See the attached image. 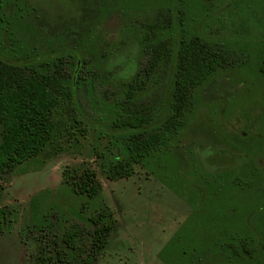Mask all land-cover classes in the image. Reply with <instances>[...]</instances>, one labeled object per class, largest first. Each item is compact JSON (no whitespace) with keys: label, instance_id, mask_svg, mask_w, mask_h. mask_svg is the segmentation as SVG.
<instances>
[{"label":"trees","instance_id":"trees-1","mask_svg":"<svg viewBox=\"0 0 264 264\" xmlns=\"http://www.w3.org/2000/svg\"><path fill=\"white\" fill-rule=\"evenodd\" d=\"M37 7L36 0H0V200L7 174L93 132L87 157L103 176L128 178L142 166L192 207L165 250L192 264H264V166L257 162L264 135L220 145L200 134L186 170L176 156L205 84L248 60L221 39L187 30L174 3L134 28L127 42L136 68L115 72V50L90 54L71 27L55 45L50 36L29 37ZM192 181L202 189L192 191ZM102 189L85 160L66 166L58 187L29 198L21 232L34 243L33 264H95L116 226ZM18 217L19 209L0 207V231Z\"/></svg>","mask_w":264,"mask_h":264},{"label":"rangeland","instance_id":"rangeland-1","mask_svg":"<svg viewBox=\"0 0 264 264\" xmlns=\"http://www.w3.org/2000/svg\"><path fill=\"white\" fill-rule=\"evenodd\" d=\"M63 1L36 0L38 13L32 18L29 37L35 39L37 33L40 38L50 36L51 44L55 45L60 34L63 36L71 27L81 48L90 54L115 50L112 60L115 72L120 69L131 72L136 68L134 61L139 58L135 46L132 41L127 42L132 39L134 28L174 3L186 14L187 30L221 39L248 60L245 67L226 69L205 84L198 111L179 136L176 156L184 170L191 166L190 147L200 134L220 145L241 136L264 135V79L258 71L264 57V0ZM94 138L92 132L77 147L63 145L61 152L52 158L44 155L43 158H49L44 163L40 159L28 161L4 177L0 207L19 209V217L12 227L0 231V264H33L34 243L31 239L26 241L21 232L26 221V203L33 194L58 187L66 166L85 160L97 171L104 200L116 218L110 243L95 264H192L187 258L165 250L191 216L192 207L142 166H135L134 174L128 178L112 180L103 176L96 161L87 157ZM257 162L264 166L261 153ZM188 184L192 191L199 187L195 181ZM218 263L217 259H208L204 264Z\"/></svg>","mask_w":264,"mask_h":264}]
</instances>
